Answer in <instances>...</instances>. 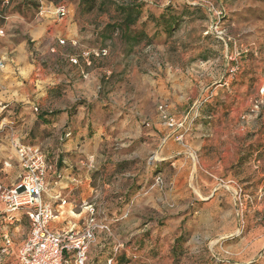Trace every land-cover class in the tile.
Returning <instances> with one entry per match:
<instances>
[{"label":"rangeland","instance_id":"rangeland-1","mask_svg":"<svg viewBox=\"0 0 264 264\" xmlns=\"http://www.w3.org/2000/svg\"><path fill=\"white\" fill-rule=\"evenodd\" d=\"M134 4L135 45L117 28ZM38 26L48 30L36 38ZM19 39L63 80L9 104L0 132L17 131L75 179L66 208L93 205L109 227L98 249L123 243L115 264H264V0L0 1V41ZM16 219L0 202V264H18L29 234Z\"/></svg>","mask_w":264,"mask_h":264},{"label":"built area","instance_id":"built-area-1","mask_svg":"<svg viewBox=\"0 0 264 264\" xmlns=\"http://www.w3.org/2000/svg\"><path fill=\"white\" fill-rule=\"evenodd\" d=\"M8 1L2 0L1 3L8 5ZM41 12L40 15L45 14L43 10ZM66 13L65 8L61 6L56 10L55 15L62 18ZM104 53L103 51L102 54L93 55L103 56ZM2 67L3 62H0V68ZM9 106L8 103L0 102V115ZM160 114L165 124L172 128L174 123L164 113L162 107H160ZM2 121L0 120V130L3 126ZM70 136V132H65V138ZM15 150L16 161L21 166L22 174L10 188L0 183V202L9 224L17 221V215L22 214L30 226L27 238L17 249L18 264H87L90 246L95 242L97 233H109L108 225L97 220L96 211L92 205L84 204L83 208L87 216L79 229L72 228L61 233L53 230L50 223L56 217V210L52 204L44 200L43 195L50 188L46 176L50 171L55 172V167L48 164L38 146L18 143ZM4 166L7 164L4 163ZM58 180L59 177L52 181V184L57 185ZM52 199L61 206L66 204V200L60 194L54 195ZM3 240L4 251L11 248V241L7 234H4ZM122 248L123 245H118L115 254L106 260V264H114L116 253Z\"/></svg>","mask_w":264,"mask_h":264},{"label":"crops","instance_id":"crops-1","mask_svg":"<svg viewBox=\"0 0 264 264\" xmlns=\"http://www.w3.org/2000/svg\"><path fill=\"white\" fill-rule=\"evenodd\" d=\"M67 17L68 16L63 19H66ZM47 30V26L35 27L33 35L36 38L41 37L47 32ZM61 32L64 33L65 37H68L72 36L73 30L63 28ZM49 35H51V32H49ZM0 42V62L4 63V66L0 68V102L19 107L22 104L29 103L28 101H30L31 94L35 91L34 87L40 86L42 91L46 93L47 90L51 91L54 85L63 80L62 77H55L53 74L47 73L45 70L31 62L29 58V46L26 39H19L15 44H13L12 41H3L6 44L2 41ZM1 118L2 116L0 117V120H7L6 118ZM66 119H68L67 113ZM24 138L25 137L17 131L11 130L10 132H0V140L3 142L0 144V151L7 150L10 154L8 160H3V168L1 170L4 172L8 170L7 172H9V170L11 171L14 169V172L16 173L14 183L11 184V186L15 184L18 177L22 174L21 166L16 161V144L21 143L24 145H33L25 142L23 140ZM71 146L72 144L69 143L68 148ZM4 163H6L7 166H4ZM57 177H59L57 185H53L52 181L56 180ZM46 181L49 183L50 188L48 192L43 195V198L45 201L52 204L56 210V217L50 223L51 228L59 233L72 228L79 229L87 216L86 210L82 207L79 212L74 213L72 210L66 208L68 205H71V203L67 201V197L71 195L74 189L73 183L75 182V179L66 172L61 173L55 168V172L50 171L47 174ZM81 182H78L77 185L81 184V189L84 190L85 184L83 183L82 185ZM1 184L3 185V183ZM56 194H60L63 199L66 200L65 205L61 206L57 201L52 199ZM73 217H77V219L75 220ZM97 245L98 248L102 247L95 242L90 246L87 255V264H106V260L115 254L116 247L124 244L116 241L112 247L109 246L107 250L104 251L98 249ZM91 249H93L94 253L91 252ZM98 253H101V255L99 256ZM94 259H96V263H93Z\"/></svg>","mask_w":264,"mask_h":264},{"label":"trees","instance_id":"trees-1","mask_svg":"<svg viewBox=\"0 0 264 264\" xmlns=\"http://www.w3.org/2000/svg\"><path fill=\"white\" fill-rule=\"evenodd\" d=\"M2 2V0H0ZM120 15L122 17L121 22L117 25V28H119L120 31H122L123 37L125 36V39H130L133 44H137V37L141 36V34L135 35L134 37L128 36L130 29L135 23L138 21V19L141 16L142 13V5H126L123 6L121 9H119Z\"/></svg>","mask_w":264,"mask_h":264}]
</instances>
